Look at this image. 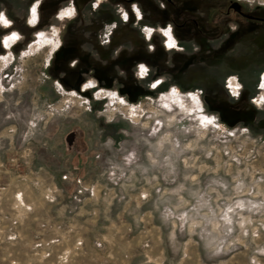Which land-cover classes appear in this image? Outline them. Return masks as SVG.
<instances>
[{
  "label": "rangeland",
  "instance_id": "374dc122",
  "mask_svg": "<svg viewBox=\"0 0 264 264\" xmlns=\"http://www.w3.org/2000/svg\"><path fill=\"white\" fill-rule=\"evenodd\" d=\"M52 46L0 54V264H264V72L249 111L216 83L41 95Z\"/></svg>",
  "mask_w": 264,
  "mask_h": 264
},
{
  "label": "crops",
  "instance_id": "0c3cea01",
  "mask_svg": "<svg viewBox=\"0 0 264 264\" xmlns=\"http://www.w3.org/2000/svg\"><path fill=\"white\" fill-rule=\"evenodd\" d=\"M226 4L227 0H0V54L11 62L18 53L30 54L51 38L41 95L91 97L96 91H109L130 102L171 89L206 96L210 83H216L227 92L229 105L238 102L247 108L248 101L254 104L264 72V25L227 13ZM112 24L109 41L102 43L101 33ZM228 80L237 82V97L228 93ZM262 106L264 102L257 109L264 113ZM260 120L263 127L264 118Z\"/></svg>",
  "mask_w": 264,
  "mask_h": 264
},
{
  "label": "flooded vegetation",
  "instance_id": "af4514ba",
  "mask_svg": "<svg viewBox=\"0 0 264 264\" xmlns=\"http://www.w3.org/2000/svg\"><path fill=\"white\" fill-rule=\"evenodd\" d=\"M234 8H232V10H230V11H227V13H229V14H234V15H236V16H239V17H243V18H246V19H250V20H252V21H257V22H259V23H261V24H263L264 25V18L263 17H259V16H261L262 15V13H263V11H261V9L260 8H257V9H255L254 10V12L256 13V14H259V15H257V16H255L256 14H252V12L251 11H247V10H245V9H238L236 6H233ZM251 12V13H250ZM258 17V19H256ZM254 18V19H253Z\"/></svg>",
  "mask_w": 264,
  "mask_h": 264
},
{
  "label": "built area",
  "instance_id": "2783aa9c",
  "mask_svg": "<svg viewBox=\"0 0 264 264\" xmlns=\"http://www.w3.org/2000/svg\"><path fill=\"white\" fill-rule=\"evenodd\" d=\"M110 29H111V28H110ZM110 29H107V32H106V33L104 32V34H102V36H101V40H102L103 43H107V42L109 41ZM233 81L236 82L235 80H233ZM231 82H232V81L229 80V81L227 82V84H226V87H227L229 93H230L232 96L237 97V95H238V91H239V86H238V84H237V87H232V86H231Z\"/></svg>",
  "mask_w": 264,
  "mask_h": 264
},
{
  "label": "water",
  "instance_id": "95a60500",
  "mask_svg": "<svg viewBox=\"0 0 264 264\" xmlns=\"http://www.w3.org/2000/svg\"><path fill=\"white\" fill-rule=\"evenodd\" d=\"M234 8V7H233ZM235 9V8H234ZM73 137H74V134L73 133H70L67 138H66V141L68 144H71L72 141H73Z\"/></svg>",
  "mask_w": 264,
  "mask_h": 264
},
{
  "label": "bare ground",
  "instance_id": "6f19581e",
  "mask_svg": "<svg viewBox=\"0 0 264 264\" xmlns=\"http://www.w3.org/2000/svg\"><path fill=\"white\" fill-rule=\"evenodd\" d=\"M112 25H113V24H112ZM108 27H109V26H108ZM105 28H106V29H104L103 32L106 33L108 28H107L106 26H105ZM110 30H111V29H110ZM230 79H233V78H230ZM234 79H235V78H234ZM228 81H229V80H228ZM233 82H234V81H233ZM231 86H232V87H237V82H234V84H231Z\"/></svg>",
  "mask_w": 264,
  "mask_h": 264
},
{
  "label": "snow or ice",
  "instance_id": "6c2138e0",
  "mask_svg": "<svg viewBox=\"0 0 264 264\" xmlns=\"http://www.w3.org/2000/svg\"><path fill=\"white\" fill-rule=\"evenodd\" d=\"M0 18H2V17H0ZM4 23L7 24V21L5 20ZM13 38H15L14 35H13ZM142 71H143V68H142Z\"/></svg>",
  "mask_w": 264,
  "mask_h": 264
}]
</instances>
